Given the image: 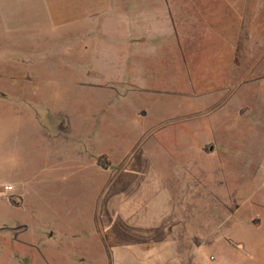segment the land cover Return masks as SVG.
<instances>
[{"label":"rangeland","instance_id":"obj_1","mask_svg":"<svg viewBox=\"0 0 264 264\" xmlns=\"http://www.w3.org/2000/svg\"><path fill=\"white\" fill-rule=\"evenodd\" d=\"M139 222L157 262L264 264V0H0V264Z\"/></svg>","mask_w":264,"mask_h":264},{"label":"crops","instance_id":"obj_2","mask_svg":"<svg viewBox=\"0 0 264 264\" xmlns=\"http://www.w3.org/2000/svg\"><path fill=\"white\" fill-rule=\"evenodd\" d=\"M89 32V31H88ZM87 32V33H88ZM86 33V34H87ZM85 34V36H86ZM136 198H133V200L131 201L132 203V209L128 210L127 206L124 207V201L121 199L119 201V205L120 207L116 209L115 215L114 217L117 220H121L123 221L122 223H124V221L131 219V225H134V221L137 219L138 215L141 214V210L138 208V210L136 209V205L135 203L139 201H136ZM149 204V202H148ZM147 204V205H148ZM139 211V212H138ZM144 213V212H143ZM104 213L101 212L100 215H103ZM107 214V213H106ZM101 216V217H102ZM141 218V217H139ZM125 221V222H126ZM83 222V220L79 221L76 223L75 226H79L81 225V223ZM127 224H129L128 222H126ZM138 223V222H137ZM89 224H90V218H89ZM139 224H141L139 222ZM45 224L44 226L40 227L41 229L38 230L37 232V240L36 243L37 245H39V243L41 244V248H38L37 246V254L36 257L32 259V261H28V251H32V247H33V242L26 240L25 238L23 239V241L21 240L22 246L24 251H20L21 254L18 253H12V257L9 258L8 260L11 262V264H59L58 261H60L59 258H57L56 254L58 252H61L63 245L62 244H56V235H60L62 234V236H64L65 238H67L69 242H67V244H64V249H65V253H67V257L70 261H73L74 264H83L85 260L89 259V260H94L93 263L95 264H100V262L98 261V259H95L93 257H91L90 255H87L86 252L84 251H79L81 252V257H77L76 254L78 253H74L77 250H73V248L77 247V243L79 241L78 236H82L84 237V233L82 231H78L76 229V227L73 230H58L57 229H52L49 228V226H47ZM141 224L140 228L143 229L144 233H139L140 235H143V238H139L136 237L134 239H132L131 241L129 240H125L122 236V234H125L124 231H120L118 230V234L121 237H115V243H111V244H106L104 246H101L100 243H98L97 245H94V247L96 246L97 249L98 247H100V252L101 255H103V261L104 264H106V260L109 259V264H163V262L160 260H154L156 259V255H157V251H159L160 248H162L163 244H165V239H167L169 232H162V237L159 239H156L155 232H152L153 229L156 228V223H152L151 225H145ZM117 228L120 229V225L117 223ZM123 228V227H122ZM22 233V232H21ZM127 234V233H126ZM139 235V236H140ZM113 236V235H112ZM76 237V239H75ZM165 238V239H164ZM112 241V240H111ZM226 242V241H225ZM225 242H223V249L222 254H227L228 256V252L229 251L227 249L228 246L225 245ZM174 243L172 242L169 244L168 248L171 247V249L173 251H175V247H174ZM219 245V244H218ZM147 248L146 250H148V254L143 253V249ZM221 247V246H219ZM73 252V254H69ZM23 253V254H22ZM40 254V255H39ZM226 258V256H224V258L222 260H218L216 261L215 264H226V262H228V264L230 263L229 259L228 260H224ZM73 259V260H72ZM80 260V261H78ZM177 261V260H176ZM215 261V260H214ZM214 263V262H213ZM103 264V263H101ZM196 264H198L196 262ZM201 264V263H200Z\"/></svg>","mask_w":264,"mask_h":264}]
</instances>
